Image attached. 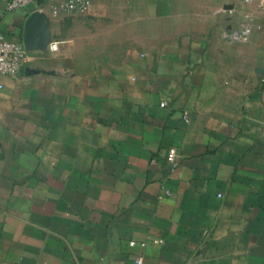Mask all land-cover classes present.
<instances>
[{"label":"crops","instance_id":"obj_1","mask_svg":"<svg viewBox=\"0 0 264 264\" xmlns=\"http://www.w3.org/2000/svg\"><path fill=\"white\" fill-rule=\"evenodd\" d=\"M62 1L0 0L59 44L0 75V264H264L262 0Z\"/></svg>","mask_w":264,"mask_h":264},{"label":"built area","instance_id":"obj_2","mask_svg":"<svg viewBox=\"0 0 264 264\" xmlns=\"http://www.w3.org/2000/svg\"><path fill=\"white\" fill-rule=\"evenodd\" d=\"M6 3L8 11L18 10L25 7L29 0H3ZM246 4H251L256 0H242ZM264 3V0H262ZM92 0H64L52 7V14L58 16L61 14L66 15H84L87 14L92 8ZM250 34V29L245 27L241 33H231L229 36L233 40H241ZM51 52L59 50V44L51 42L48 46ZM28 52L24 43L8 40L7 37L0 32V75L8 77H16L23 65L26 63ZM163 103L162 106H165ZM183 118L188 121V116L185 114ZM177 151L171 149L168 154V162L173 168L177 166ZM134 264H144L143 257H137Z\"/></svg>","mask_w":264,"mask_h":264},{"label":"water","instance_id":"obj_3","mask_svg":"<svg viewBox=\"0 0 264 264\" xmlns=\"http://www.w3.org/2000/svg\"><path fill=\"white\" fill-rule=\"evenodd\" d=\"M24 45L27 51L32 49L46 52L52 42L49 18L44 14H33L25 27Z\"/></svg>","mask_w":264,"mask_h":264},{"label":"rangeland","instance_id":"obj_4","mask_svg":"<svg viewBox=\"0 0 264 264\" xmlns=\"http://www.w3.org/2000/svg\"><path fill=\"white\" fill-rule=\"evenodd\" d=\"M147 1H150V0H145V2H147ZM18 75H19V74H18ZM18 75H17V76H18ZM17 76H16V77H17Z\"/></svg>","mask_w":264,"mask_h":264}]
</instances>
